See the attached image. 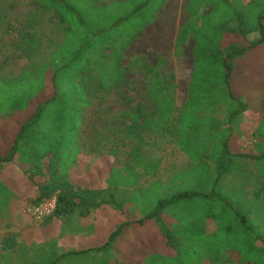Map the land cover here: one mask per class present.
Returning a JSON list of instances; mask_svg holds the SVG:
<instances>
[{
    "label": "rangeland",
    "instance_id": "rangeland-1",
    "mask_svg": "<svg viewBox=\"0 0 264 264\" xmlns=\"http://www.w3.org/2000/svg\"><path fill=\"white\" fill-rule=\"evenodd\" d=\"M187 2L160 0L157 5L156 1L149 5L150 8L156 5L152 21L117 59L118 68L123 69V80L116 87L98 85L97 68L109 74V67L116 60L110 56L113 48L109 38L96 45L89 54L84 86L79 84L75 88L67 73L59 85L61 96L47 108L49 114L59 107L60 111L63 109L65 120L59 129H51L52 124L59 126V121L53 123L49 119L39 126L53 141L38 146H50L55 139H62L60 169L75 184L104 189L102 198L111 199L108 205L93 209L88 220H80L79 213L66 220L46 222L48 215L36 219L28 208L39 205L35 204L38 185L46 177L33 173L35 168L26 161L15 160L0 167V229H5V233L18 231L20 238L16 249L4 255L3 264H173L174 249H183L184 264H248L239 262L241 250L262 247L264 197L255 190L264 176V156L260 155L264 150V43L235 63L232 88L247 103V110L233 128L230 145L233 151L246 156L236 158L231 172L215 185L222 199L215 196L212 201L193 200L164 211L165 224L184 227L182 244L178 247L167 246L158 223L145 218L159 198L183 186L177 173L185 177V169L191 165V159L176 142L182 134L179 116L185 108L193 68V39L188 38L180 52H175L178 30L188 16ZM209 10V5L202 8V12ZM5 23L10 25L7 37L12 43L11 47L0 45V51L13 49V56L11 60H0V76L15 75L42 62L63 38V25L54 12L27 0H21L16 10L0 14V27ZM25 33L37 40L35 49L18 47ZM238 39L240 36L234 34L224 38L229 42ZM159 56L164 58L161 73L174 84L170 97L173 105L162 127L154 123L160 114L154 111L155 102L149 96L146 82L148 72L142 66L143 62L156 65ZM136 58L141 60L133 62ZM34 103L9 118L0 116L2 140L3 131L27 118ZM223 114V109L216 113L198 111L187 139L194 145L210 148L214 137L207 123L224 125ZM39 165L45 167L46 160ZM186 180L193 182V175L186 176ZM210 186L212 189L211 183ZM107 189L111 191L109 194ZM208 190L210 187L206 186L205 191ZM18 194L27 198L26 203H20L22 212L17 211L25 215L27 225L16 220L17 214L8 203ZM222 210L225 214L220 213ZM241 224L251 228L249 245L243 241L247 234L238 231ZM118 229L119 233L109 242Z\"/></svg>",
    "mask_w": 264,
    "mask_h": 264
},
{
    "label": "trees",
    "instance_id": "trees-1",
    "mask_svg": "<svg viewBox=\"0 0 264 264\" xmlns=\"http://www.w3.org/2000/svg\"><path fill=\"white\" fill-rule=\"evenodd\" d=\"M20 1L0 0V14H8L16 10ZM98 1L104 3L98 4L95 0H27L30 4L54 12V16L63 25V38L42 62L33 67L29 66L18 74L0 76L1 117L9 118L17 112L25 111L30 103L35 101V106L33 105L34 108L27 118L7 132L3 131V140L0 138V143H3L0 147V167L15 160L26 161L35 168L33 173L46 177L45 181L38 185L35 198V204H40L55 196V208L46 217V221L53 218L65 219L74 213L87 215L95 208L108 205L111 200L105 201L102 198L104 189L76 185L69 178L68 173L60 169L62 139H55L50 146H38L53 141L50 134H43L39 130L44 119L52 120L53 123L59 121V126L51 125L53 130L54 128L58 130L60 123L65 120L63 109L60 111L61 107L52 114L47 113L49 104L61 96L59 85L67 73L71 75V84L75 88H79V84L82 85L86 80L85 73L88 71L86 66L90 60V51L107 38L110 47L113 48L110 56L114 57L116 62L109 67V74L102 68H97L96 73L99 76L97 82L98 85L118 86L123 80V69L118 68L117 59L137 34L152 21L155 15L154 9L160 0ZM155 1V7L150 8L149 5ZM208 5L210 10L202 12V8ZM185 8L188 16L178 30L175 52L177 54L180 52L181 45L188 38L193 39V68L188 83L185 108L179 116L178 125L182 134L177 137L176 142L191 159V165L185 169V177L184 174L177 173L178 178L183 181V186L170 195L159 198L153 210L145 216L158 223L164 243L171 247L182 244L184 227L180 225L171 227L165 224L164 211L169 207L187 205L193 200L212 201L215 196L222 199L215 191V185L223 176L231 172L236 158L246 156L241 151H233L230 145L233 128L247 107L246 102L235 95L232 78L235 63L249 50L264 43V0H248L246 3L240 0H188ZM7 24L0 27V45L11 47L12 39L7 37L10 33V25ZM227 34L238 35L240 39L229 42L224 40ZM37 44L35 38L25 33L22 41L17 45L27 50L35 49ZM12 50L0 51V60L5 58L11 60ZM140 60L136 58L133 62ZM163 65L162 56L158 57L156 65L150 66L145 62L142 64L148 72L146 82L149 84V96L155 102L154 111L160 114L159 120L154 123L161 127L162 122L168 119V110L173 105L170 97L174 85L161 73ZM165 109L167 113L164 112ZM220 109L224 112V125L220 126L214 121L207 123V128L214 137L210 148L190 142L187 135L196 120V113L198 111L216 113ZM255 133L258 134V128L255 129ZM40 138L43 140L40 141ZM260 155L264 156V150ZM43 160H46L45 167L39 165ZM190 174L193 175V182L186 180V176ZM206 186H209L210 190L205 191ZM109 192L111 191H108V194ZM255 193L264 197V176ZM220 213L225 214V210ZM239 226L238 231L242 235L247 234V238L243 240L244 245L246 243L249 245L247 240L251 228L246 224ZM119 231L120 229L112 233L109 242ZM14 244V235H6L2 239L3 248ZM182 250L174 249L173 264H184ZM188 250L196 252L195 249ZM239 255L241 263L264 264V242L260 249H243Z\"/></svg>",
    "mask_w": 264,
    "mask_h": 264
},
{
    "label": "crops",
    "instance_id": "crops-1",
    "mask_svg": "<svg viewBox=\"0 0 264 264\" xmlns=\"http://www.w3.org/2000/svg\"><path fill=\"white\" fill-rule=\"evenodd\" d=\"M244 101V100H243ZM247 104V103H246ZM263 108H264V105L262 106ZM246 110H247V107H246ZM246 110L244 111V112H246ZM243 112V113H244ZM242 113V114H243ZM241 114V115H242ZM6 148H7V146H6ZM6 148H4V149H6ZM76 185H79V184H76ZM4 186H6V185H4ZM81 186V185H80ZM52 197H54V196H52ZM51 198V197H50ZM27 200V198L26 197H23V196H21V195H13L12 196V198L11 199H9V201H8V203L12 206V208H13V210L16 212V220L17 221H19V222H23V223H25V225H27L28 224V222H26L27 221V219H26V217H24L25 215H19V213L17 212L18 210L19 211H21V207H20V203H26L25 201ZM15 201V202H14ZM7 203V202H6ZM15 203H18V204H15ZM42 203V202H41ZM18 205V206H17ZM23 205H25L26 206V204H23ZM16 206H17V208H16ZM22 212V211H21ZM50 215V214H49ZM73 215V214H72ZM71 216V215H70ZM70 216H68V217H70ZM81 217H82V219H80V220H88V218L90 217V216H93L92 215V213L90 212L89 214H87V215H80ZM68 217H66V218H68ZM30 218V217H29ZM66 218H65V220H66ZM53 220H56V218H53V219H50V220H48V221H46V222H50V221H53ZM57 220H62V219H57ZM64 220V219H63ZM10 233L12 234V235H14V238H15V244L13 245V246H11V247H8V248H3L2 247V239L4 238V236L5 235H10ZM9 233V231H7V233H5V229H3V228H1L0 229V264H3V257H4V255L6 254V252H8V251H10V250H13V249H16V246H17V243L19 242V236H18V231H11Z\"/></svg>",
    "mask_w": 264,
    "mask_h": 264
},
{
    "label": "built area",
    "instance_id": "built-area-1",
    "mask_svg": "<svg viewBox=\"0 0 264 264\" xmlns=\"http://www.w3.org/2000/svg\"><path fill=\"white\" fill-rule=\"evenodd\" d=\"M55 196L48 198L39 205L31 206L28 208V212L34 215V218L40 219L43 216H47L52 213L55 208Z\"/></svg>",
    "mask_w": 264,
    "mask_h": 264
}]
</instances>
